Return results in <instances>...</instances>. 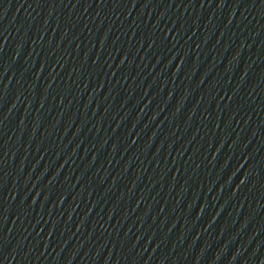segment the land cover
<instances>
[{"label": "water", "instance_id": "obj_1", "mask_svg": "<svg viewBox=\"0 0 264 264\" xmlns=\"http://www.w3.org/2000/svg\"><path fill=\"white\" fill-rule=\"evenodd\" d=\"M0 89V264H264L260 0H3Z\"/></svg>", "mask_w": 264, "mask_h": 264}, {"label": "snow or ice", "instance_id": "obj_2", "mask_svg": "<svg viewBox=\"0 0 264 264\" xmlns=\"http://www.w3.org/2000/svg\"><path fill=\"white\" fill-rule=\"evenodd\" d=\"M2 2H3V0H0V3H2ZM260 3H261L262 5H264V0H260ZM0 91H2V89H0ZM2 242H3V237L0 236V244H2Z\"/></svg>", "mask_w": 264, "mask_h": 264}]
</instances>
